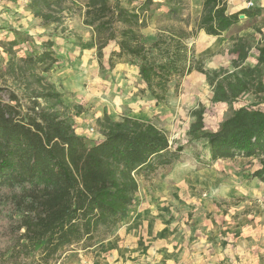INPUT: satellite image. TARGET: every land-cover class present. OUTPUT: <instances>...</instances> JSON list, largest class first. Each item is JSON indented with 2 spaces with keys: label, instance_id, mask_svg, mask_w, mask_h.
<instances>
[{
  "label": "trees",
  "instance_id": "1",
  "mask_svg": "<svg viewBox=\"0 0 264 264\" xmlns=\"http://www.w3.org/2000/svg\"><path fill=\"white\" fill-rule=\"evenodd\" d=\"M71 0H30L44 25L59 24ZM230 0H203L192 26L185 0H166L168 10L157 22L149 43L144 30L153 0H86L83 24L95 33L96 54L104 66L105 49L114 43L110 69L118 63L138 68L146 90L166 104L170 83L194 71L213 86L212 103H232L251 92L257 103L235 109L216 131H205V107L194 111L190 133L207 139L210 160L256 159L252 173L264 185V44L255 66L245 62L252 46L232 37L234 70L205 69L190 41L205 32L221 36L246 18H259L255 28L264 38V7L229 12ZM22 42L31 46L17 50ZM9 58L0 65V264H56L71 248L101 245L135 205L140 177L149 178L181 157L166 132L131 116L96 120L101 138L76 131L82 105L70 107L50 80L59 64L53 40L37 45L25 36L1 43Z\"/></svg>",
  "mask_w": 264,
  "mask_h": 264
},
{
  "label": "rangeland",
  "instance_id": "2",
  "mask_svg": "<svg viewBox=\"0 0 264 264\" xmlns=\"http://www.w3.org/2000/svg\"><path fill=\"white\" fill-rule=\"evenodd\" d=\"M85 1L71 0L69 5L72 7L63 12L65 18L61 23L44 25L42 19L35 16L30 7V0H0V65L5 66L9 58L7 50L1 46L3 42L7 43L19 36L29 38L37 45L48 39L53 40L60 60L49 77L62 91L65 104L68 103L70 107L76 104L84 107V112L79 116L81 118L76 122L78 132L98 140L99 131L92 132L90 128L98 129L95 120L104 113L112 119L131 116L150 121L166 132L173 149L183 148L178 161L189 171L182 173V182L175 180L172 177L177 171L175 161L160 168L149 178L140 177L135 205L114 232L100 246L93 249L71 248L56 264H144L141 261V238L170 239L175 236V232L178 234L176 238L188 237L187 229L171 228L167 222L164 223V235L160 234L158 227L147 226L151 220L157 218V210L161 208L188 210L186 214H189L190 209L205 207L212 200L215 204H222L225 212L232 215V218L235 217L234 222L238 223L241 211L247 209L242 207L250 205L247 199L240 195H245L246 190L254 189L252 173L259 166L258 161L252 158L212 161L206 146L207 139L193 138L190 128L196 120L194 111L202 106L205 107V131H216L235 109L243 105H255V96L249 92L232 103L214 104L211 101L213 86L205 74L194 71L182 78L178 87V80L173 79L167 103L157 104L146 90V84L140 78L135 65L124 63L116 65L113 70L110 69L108 58L113 48L111 44L105 49L104 66H99L96 43L90 46L93 31L83 24ZM153 1L152 18L144 30L149 43L155 38L157 22L168 10L166 0ZM185 1L194 26L201 13L195 10L196 0ZM249 1L254 3L253 0L231 2L229 11L238 12L246 8ZM260 22L259 18L244 17L221 36H210L202 31L190 44L194 46L197 57H205L206 70H234V56L230 53L232 37L244 36L252 46L245 65L255 66L258 47L264 44L263 36L255 28ZM259 26L262 27L261 24ZM28 46L31 44L22 42L16 49L24 50ZM259 107L264 108L263 105ZM217 187L222 192L227 188L234 191V194L231 197L213 196V191H218ZM195 191L198 194H192ZM200 197L208 198V202H202ZM261 202L254 199L252 205H260ZM186 214L181 215L186 220L180 219L178 223L181 225L185 222L192 229L189 221L191 214L190 217ZM131 244L133 245L130 247ZM149 263L152 264V261Z\"/></svg>",
  "mask_w": 264,
  "mask_h": 264
},
{
  "label": "crops",
  "instance_id": "3",
  "mask_svg": "<svg viewBox=\"0 0 264 264\" xmlns=\"http://www.w3.org/2000/svg\"><path fill=\"white\" fill-rule=\"evenodd\" d=\"M253 1L254 6L264 7V0ZM231 2L241 3V0H230L228 3L229 10ZM194 6L196 12L201 13L203 0H196ZM88 28L93 31L91 27ZM92 33L93 38L90 40V46L95 42V33L94 31ZM111 46L113 47L111 51L117 49L114 43H111ZM66 104L68 105V103ZM79 118L81 117H76V122ZM76 131L78 134L83 135L78 132L77 128ZM183 165L178 160L174 165L177 166V171L172 177L177 181H181L182 173L188 170ZM252 184L254 189L246 190L245 195H240L243 198L245 197L250 205L249 207H242L247 208L246 211L237 209L242 210L238 223L234 222L235 217L232 218V215L230 216L225 212V207L222 204H215L212 200L205 207L198 206L195 209H190L191 213L189 214H186V212H189L188 210L182 211L170 208L157 210V218L150 221L147 225L149 228L154 225V227H158L157 230L161 232L160 234L164 235V223L167 222L168 225L172 226L171 228L180 229L183 227L187 229L188 237L186 239L176 238L178 234L175 232V236L170 239L141 238V261L144 264H151L149 261H152V264H264V185L257 178L253 179ZM213 192V196L222 197H231L234 194V191H229L227 188H224L223 192L219 188L218 191L216 189ZM192 194L196 195L198 193L195 191ZM254 199L262 201L261 204L252 205ZM200 200L202 202L207 200L206 203L208 202V198L203 199L200 197ZM182 214L189 217L191 214L189 221L190 225L192 224V229L185 222L181 225L178 223L180 219H185V217H181Z\"/></svg>",
  "mask_w": 264,
  "mask_h": 264
},
{
  "label": "built area",
  "instance_id": "4",
  "mask_svg": "<svg viewBox=\"0 0 264 264\" xmlns=\"http://www.w3.org/2000/svg\"><path fill=\"white\" fill-rule=\"evenodd\" d=\"M252 7H254V3L252 1H249L247 3V5H246V8L249 9V8H252ZM90 129H91L92 132H98L97 131L98 129H96L95 127H91Z\"/></svg>",
  "mask_w": 264,
  "mask_h": 264
},
{
  "label": "water",
  "instance_id": "5",
  "mask_svg": "<svg viewBox=\"0 0 264 264\" xmlns=\"http://www.w3.org/2000/svg\"><path fill=\"white\" fill-rule=\"evenodd\" d=\"M245 17V15H241V18H244Z\"/></svg>",
  "mask_w": 264,
  "mask_h": 264
}]
</instances>
